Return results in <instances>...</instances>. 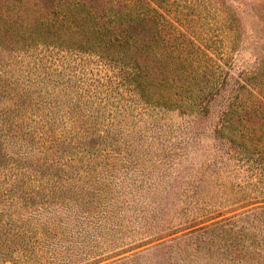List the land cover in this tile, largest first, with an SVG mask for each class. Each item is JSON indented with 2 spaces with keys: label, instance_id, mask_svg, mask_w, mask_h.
Returning a JSON list of instances; mask_svg holds the SVG:
<instances>
[{
  "label": "rangeland",
  "instance_id": "374dc122",
  "mask_svg": "<svg viewBox=\"0 0 264 264\" xmlns=\"http://www.w3.org/2000/svg\"><path fill=\"white\" fill-rule=\"evenodd\" d=\"M48 7L61 9L65 22H85L83 29L114 22L113 32L123 39L150 45L143 54L134 46L129 53L145 65L143 110L135 106L122 118V111L108 106L105 115L112 110L115 120L126 124L121 135L132 140L134 153L150 159L132 167L133 176L144 172V182L155 180L157 188L144 186L147 218L123 228L119 236L100 229L76 235L73 225L83 222L88 208L85 197L79 215L69 213L63 240L34 243L33 253L48 258L54 250L59 261L52 264H264V0H22L11 9L31 22H57L52 11L44 10ZM82 28L56 34L62 47L79 52L64 55L62 72L74 76L73 87L81 85L77 78L92 84L98 70L89 61L98 50L96 34L84 35ZM8 46L4 53L11 59L19 47ZM51 58L50 70H62L58 56ZM2 205L8 213L16 209L43 218L32 215L31 208ZM236 216L231 219L236 224L189 234ZM192 218L196 225L187 228ZM7 221L1 220L3 228ZM235 235L238 243L229 244ZM33 236L26 234V246ZM242 245L248 247L242 250ZM7 260L0 263L11 264Z\"/></svg>",
  "mask_w": 264,
  "mask_h": 264
},
{
  "label": "trees",
  "instance_id": "16d2710c",
  "mask_svg": "<svg viewBox=\"0 0 264 264\" xmlns=\"http://www.w3.org/2000/svg\"><path fill=\"white\" fill-rule=\"evenodd\" d=\"M20 2L0 0V204L20 206L23 210L31 208L32 215L43 218H31L21 211L17 214L16 209L8 213L6 207L0 208V238L4 237L0 241V262L7 256L11 264H41L42 259L52 264L59 261L54 250L48 258H38L31 248L35 250L47 239L61 242L69 213L78 214L77 208L85 197L89 198L87 211L83 212L86 215L83 222L73 225L77 236L84 235L88 229H100L102 233L115 231V236H119L123 228L133 227L134 222L147 218L150 204L141 198L142 190L144 186L156 190L157 185L155 180L144 182L148 181L144 172L133 176L130 169L150 159L141 160L134 153L132 140L121 135L126 124L123 122V127L121 120H115L112 110L107 115L105 110L110 106L122 111L123 118L127 110L145 106V65L129 53L134 46L135 51L143 54L150 45L123 39L113 32L114 22H97L85 29L82 28L85 22H65V13L59 8L55 11L54 7L44 10L52 11V20L57 22L47 19L31 22L11 9ZM104 17L101 15L99 19ZM80 27L84 35L96 34L98 50L89 61L98 70L92 84H84L83 79L77 78L81 85L73 87L74 76L62 72L66 70L64 55L79 56V52L73 46L62 47L63 42L56 34L68 28L81 32ZM11 38L10 46L19 48H13L15 55L9 59L4 52L8 53L7 40ZM41 44L44 47L37 50ZM29 52L32 54L27 56ZM53 54L58 56L60 71L50 70L54 63L48 58ZM59 115L67 117L63 119ZM125 211L132 213L127 218L121 217ZM4 217L9 220L4 225L7 228L2 227ZM235 218L219 220L189 234L236 224L231 220ZM192 219L185 222L187 228L196 225L192 224L196 218ZM84 222L85 228L79 229ZM31 232L40 237L28 238L27 250L26 234ZM160 233L159 230L154 235L158 237ZM239 238L235 235L229 244L236 245ZM7 243L15 247L9 248ZM247 247L242 245L241 249ZM23 249L28 252L20 254L19 250Z\"/></svg>",
  "mask_w": 264,
  "mask_h": 264
}]
</instances>
